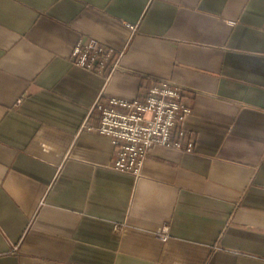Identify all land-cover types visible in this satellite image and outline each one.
Returning a JSON list of instances; mask_svg holds the SVG:
<instances>
[{
    "label": "crops",
    "instance_id": "0c3cea01",
    "mask_svg": "<svg viewBox=\"0 0 264 264\" xmlns=\"http://www.w3.org/2000/svg\"><path fill=\"white\" fill-rule=\"evenodd\" d=\"M159 80L194 150L120 172L91 108ZM0 264H264V0H0Z\"/></svg>",
    "mask_w": 264,
    "mask_h": 264
},
{
    "label": "built area",
    "instance_id": "2783aa9c",
    "mask_svg": "<svg viewBox=\"0 0 264 264\" xmlns=\"http://www.w3.org/2000/svg\"><path fill=\"white\" fill-rule=\"evenodd\" d=\"M122 55L123 52L116 53L96 39L78 40L71 51L77 66L102 75L106 72L105 83L119 68ZM190 95L189 89L169 80L153 82L135 99L98 95L91 108L99 115L94 130L111 138L118 171L140 177L145 157L155 146L187 152L194 150L193 136L181 125L191 112L187 103Z\"/></svg>",
    "mask_w": 264,
    "mask_h": 264
},
{
    "label": "bare ground",
    "instance_id": "6f19581e",
    "mask_svg": "<svg viewBox=\"0 0 264 264\" xmlns=\"http://www.w3.org/2000/svg\"><path fill=\"white\" fill-rule=\"evenodd\" d=\"M85 121V120H84Z\"/></svg>",
    "mask_w": 264,
    "mask_h": 264
}]
</instances>
